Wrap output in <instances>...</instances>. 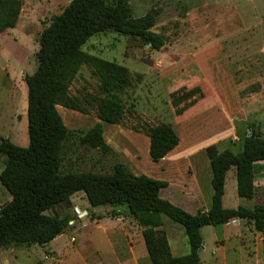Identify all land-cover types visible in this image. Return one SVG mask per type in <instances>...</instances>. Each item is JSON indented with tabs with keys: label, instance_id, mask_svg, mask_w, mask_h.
<instances>
[{
	"label": "rangeland",
	"instance_id": "obj_1",
	"mask_svg": "<svg viewBox=\"0 0 264 264\" xmlns=\"http://www.w3.org/2000/svg\"><path fill=\"white\" fill-rule=\"evenodd\" d=\"M20 1L21 10L16 26L0 33V101L4 102L11 86L8 78H15L18 82L23 76V80L16 83V90L24 86L25 75L33 72L37 66L36 52L42 28L70 0ZM129 3L134 17L144 15L150 8L158 11L154 30L165 37L162 48L152 49L150 44L114 31L95 34L82 45V50L89 54L143 74L142 79L134 86L119 92L126 105L124 119L119 124L106 123L100 121L94 111L85 114L61 105L57 106L58 113L65 126L72 130L86 131L101 122L104 137L116 149L115 159L124 163L132 173L150 176V172H155L160 175L153 178L162 177L169 182L167 188L161 189V196L175 195L176 201L187 207L186 211L190 213L197 211L200 206L207 208L212 192V173L203 146L217 144L220 149L229 148L237 153L241 149L239 139L249 134L253 125L264 137V86L261 85V79H253L264 73L253 69L245 74L236 69L245 62L242 58L243 48L246 47L247 52L255 55L261 62L264 61V0H129ZM236 32L242 33L237 39L242 49L232 54L230 36ZM220 33L225 39H229L226 40L227 48L224 46L220 49L226 55L204 54V50L215 51V36ZM4 68L5 71L2 70ZM195 85L204 89L205 98L203 99L202 90L203 96L178 114L176 107L171 104L170 93L182 86L191 88ZM69 90L72 94L84 90L98 93V78L89 66L83 65L72 79ZM19 93L15 95L18 98ZM10 108L8 104L5 110L9 111ZM21 122L26 142L16 140L15 144L26 147V113ZM160 122L171 123L179 137V145L172 153L174 162H171L169 168L164 163L166 170L163 171L159 168V161H153L149 155L148 136L131 128L134 124L155 125ZM8 126L9 123L6 122L4 130ZM232 129L235 137L223 139L226 135H231ZM66 147L65 166L71 163L66 169L108 172L115 160L110 155H102L99 150L90 149L79 142L73 145L69 143ZM200 147L203 148L197 150ZM190 149L195 155L188 156ZM189 165L191 173H188ZM259 168L260 165L254 166L255 174ZM230 173L226 177L224 207L235 208L241 205L251 208L255 204L264 203V190L261 189H258L252 199L239 197ZM191 174L197 176L198 183L195 182V187L199 185L203 197L196 195L197 189L193 188ZM76 194L84 195L83 192ZM76 203L81 210H87L85 217H77L70 202L56 207L58 214L69 219L67 227L57 239V248L69 250L70 256L74 252L76 257L82 256L89 261L98 258L102 264H125L116 260L120 255L118 243L126 239L136 242L142 228L129 214L126 204L92 207L85 197ZM163 218L164 229L170 238L173 225L183 232L180 224L173 223L165 216ZM70 220H74V223ZM125 229L129 233H125ZM232 231V225L223 224L205 225L201 228L203 248L200 264H240V248ZM225 236L230 237L224 244V262L221 258L224 247H220L217 240ZM72 237L74 240H71ZM180 239L185 244V250L177 253L183 255L188 252L189 246L185 235ZM13 248V253L9 248H0V264H32L44 252L39 245ZM142 248L146 260L143 259L141 264H151L143 241ZM27 252L29 255H26ZM261 264H264V260H261Z\"/></svg>",
	"mask_w": 264,
	"mask_h": 264
},
{
	"label": "trees",
	"instance_id": "obj_2",
	"mask_svg": "<svg viewBox=\"0 0 264 264\" xmlns=\"http://www.w3.org/2000/svg\"><path fill=\"white\" fill-rule=\"evenodd\" d=\"M20 10V0H0V32L16 26ZM157 15L158 11L150 8L144 15L134 17L129 0H70L42 28L36 69L24 77L28 145L23 147L0 137V156H5L0 184L11 196L0 207V248L43 246L52 241L64 232L69 221L57 213L56 207L69 203L77 192H83L92 207L126 204L129 214L142 227L151 264H199L201 228L205 225L240 219L251 223L256 231L264 232V203L251 208L241 205L228 208L222 203L230 169L235 173L239 197L252 199L256 194L254 164L264 161V137L254 125L249 134L239 139L241 149L237 153L229 148L220 149L217 144L205 147L213 192L207 210L190 213L160 197V189L167 186L165 180L135 175L115 159L116 152L106 143L101 122L86 131L72 130L58 113L57 106L61 105L85 114L94 111L102 122L121 123L126 105L119 92L134 86L143 74L89 54L82 50V45L95 34L114 31L159 50L165 44V37L154 30ZM83 65L89 66L97 76L98 93L85 90L70 93L71 81ZM202 96L198 85L182 86L170 93L171 104L178 114ZM184 101L186 104L178 107ZM131 128L148 136L153 161L163 158L179 142L168 122L134 124ZM77 142L113 157L110 171L66 169L71 166L64 163L66 146ZM163 216L183 227L189 246L187 254L171 253Z\"/></svg>",
	"mask_w": 264,
	"mask_h": 264
},
{
	"label": "crops",
	"instance_id": "obj_3",
	"mask_svg": "<svg viewBox=\"0 0 264 264\" xmlns=\"http://www.w3.org/2000/svg\"><path fill=\"white\" fill-rule=\"evenodd\" d=\"M221 34L222 33L218 34L219 36L218 35L215 36L217 38V41L215 42V45H216L215 51L213 52L210 50L209 51L204 50V52H205L204 54L215 53L216 56L218 54L226 55V53H223L221 50L224 46H225V48H227V46H226L227 41L226 40H229V39H225L226 37H223V35H221ZM241 34H242L241 32H236V33H233L232 36H230V38H231L230 43H232V48H231L232 54H236L240 48L242 49V47H241L242 45L240 43H237L238 42L237 39L240 38L239 36ZM207 38H209V37H207ZM233 40H236V41L234 42ZM243 51H244L243 52L244 57L243 58L241 57V58H242V61H245L246 63L244 62V63H242V65L239 64L240 66L236 67V69L240 70V72H245V74L247 71H250L253 69H258L260 71H263V73H264V61L261 62V60L259 58H256L255 55H251L250 52H247V47L243 48ZM238 56L240 57V55H238ZM2 70L5 71L6 69L4 68ZM241 70H243V71H241ZM6 76L9 77V75L7 73H6ZM8 79L10 82L9 84L11 85L9 94L6 97L5 102L0 101V136L4 137V138H8L13 143H15L16 140H21L22 142H26V136H25V132H24L25 129L23 128V124H22L23 122H21V120L24 117V113H26L27 88H26V85L24 83V86H22L20 88V90H16V88H18L16 86V83H19L21 80H23V76H21V79L18 80V82L15 78L10 79V77H9ZM253 79L254 80H260L261 79V81H262L261 85L264 86V74L258 75V78L254 76ZM202 90L204 92L203 88H202ZM18 92H20L19 98L17 96H15L16 93H18ZM216 95H218V94H216ZM204 98H205V92H204L203 99ZM8 104L11 106V108L9 111H6L5 108ZM6 122L9 123V126H8V128H6L4 130V125L6 124ZM233 130L234 129H232L231 135H226L223 139L230 138V136L235 137ZM260 130L263 132L261 126H260ZM103 136H104V130H103ZM104 139H105L106 143L113 150H116L115 147H113L109 143V140H107L105 137H104ZM178 145H179V143L176 146H178ZM203 147L205 148L206 146H203ZM203 147H200L197 150H200ZM174 148L171 151H169L163 158L158 160L159 161L158 163H160V165H159L160 170H162V171L166 170L165 167H163L165 165L164 163H167L168 168H169L171 166V162H174L173 158H172V153L174 151ZM192 155H195V153H193L192 149H190L188 156H192ZM4 163H5V157L2 158V156H0V172L4 167ZM262 163H264V162L258 161L254 164V166L260 165V168L257 170L258 172L256 174L254 173V185L256 187V194L258 192V189H261L262 191L264 190V166H261ZM168 170H171V169H168ZM230 170H231V173H230ZM230 170L227 172V174L230 173V177L232 179H234L235 189L237 192L235 173L232 169H230ZM188 173H191L190 165L188 166ZM150 176L157 178L160 175H158L155 172H150ZM190 176H191L190 180L192 179L194 182L193 188L197 189L196 195H198V197H199V195L200 196L202 195V197H203V194L200 191L199 185H197L195 187V182L198 183V180L196 179L197 176L195 174L194 175L191 174ZM226 177H227V175H226ZM160 180H165V179H163L161 177ZM166 182H167V186H165L163 188H167L169 186V182L168 181H166ZM225 184H226V182H225ZM163 188H161V189H163ZM161 189H160V191H161ZM160 191H159L160 197L169 200L170 202L174 203L175 205L180 206L181 208H183L185 210H188L187 207H184V205H182L181 203L176 201L175 195L171 194V195H169L170 197H168V196L164 197V196H161ZM212 192H213V190H212ZM212 192H211V195H212ZM77 193L79 194V192H77ZM76 195H77L76 193L73 194L69 199V202L71 203L72 208H74L75 210H76V208L80 209L79 206L77 205L76 201H79L85 197V195H82V194L80 196H76ZM80 197H81V199H79ZM224 197H225V192H224V195L222 198V203H224ZM210 198H211V196H210ZM10 199H11L10 194L0 184V204L3 205L5 202L9 201ZM200 199H202V198L200 197ZM209 204H210V201H209ZM207 208L200 206L197 209V211L198 210H207ZM83 210H86V209H83ZM197 211L191 212V213H196ZM83 217H85V216H82L79 218H83ZM70 222L74 223V220H70ZM164 225H165V220L163 218V229H164ZM171 225H173V224H171ZM223 225H225V226L232 225L233 236L236 238L237 243L239 244V248H240V251H239V253H240V260H239L240 264H261V260L262 261L264 260V232L256 231L253 228V225L251 223H247L246 221L240 220V219L229 221L227 223H224ZM172 230H173V234H172V238H170L169 235L167 234V231L164 229L166 236H167V239H168V242H169L171 253L175 256H181L177 252L185 250V247H184L185 244L180 239L182 237V235H184V230L182 232V230H179V228H177L175 225L172 226ZM125 231H126V229H125ZM232 232H230V234H232ZM125 233H129V232L126 231ZM61 234L56 236L49 243H47L43 246H39L41 249H43L44 252H43L42 256L37 257V259L32 264H102V263H99L100 260L98 258H92L89 261V260L84 259L82 256L76 257L74 252H73L72 256H70L69 250H67V251L61 250V249L59 250L57 248L58 243H56V242H57V239L60 237ZM138 235H139V239L136 240V242L131 241V240L129 241L128 239H126L124 242H119V243L117 242L118 247L120 249V255L116 258V260L120 261V263L125 262V264H141L143 259L146 260V257H144L146 255L144 254V250L142 248V241L144 243V240L142 237V228L140 229ZM229 237L230 236H228V237L225 236V238H222V239L218 238V240H217L220 247H222V248L224 247L223 257H221L224 262H225V258H226V248H225L224 244H225V240ZM144 247H145V244H144ZM202 248L200 249V252H199V257H200L199 264L202 263L201 256H200L201 252H202ZM217 248L219 249V247H217ZM144 249L147 253L146 247ZM9 251L11 253H13L14 248L10 247ZM188 252H189V250H188ZM187 253H184L183 255H185ZM46 254H49V257L46 258L45 257ZM26 255H29V252H27ZM147 255H148V253H147Z\"/></svg>",
	"mask_w": 264,
	"mask_h": 264
},
{
	"label": "built area",
	"instance_id": "obj_4",
	"mask_svg": "<svg viewBox=\"0 0 264 264\" xmlns=\"http://www.w3.org/2000/svg\"><path fill=\"white\" fill-rule=\"evenodd\" d=\"M75 213L77 214V217L86 216L88 214L86 210H80L78 208H76ZM71 240H74V237H72ZM45 257H49V254H46Z\"/></svg>",
	"mask_w": 264,
	"mask_h": 264
},
{
	"label": "water",
	"instance_id": "obj_5",
	"mask_svg": "<svg viewBox=\"0 0 264 264\" xmlns=\"http://www.w3.org/2000/svg\"><path fill=\"white\" fill-rule=\"evenodd\" d=\"M200 251V250H199Z\"/></svg>",
	"mask_w": 264,
	"mask_h": 264
}]
</instances>
